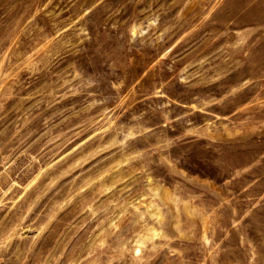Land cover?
Wrapping results in <instances>:
<instances>
[{
	"label": "rangeland",
	"instance_id": "obj_1",
	"mask_svg": "<svg viewBox=\"0 0 264 264\" xmlns=\"http://www.w3.org/2000/svg\"><path fill=\"white\" fill-rule=\"evenodd\" d=\"M0 264H264V0H0Z\"/></svg>",
	"mask_w": 264,
	"mask_h": 264
}]
</instances>
